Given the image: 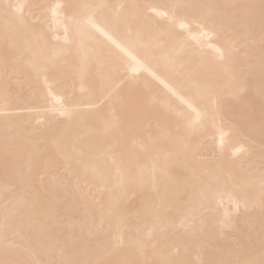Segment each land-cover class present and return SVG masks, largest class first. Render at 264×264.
I'll return each instance as SVG.
<instances>
[{
    "label": "bare ground",
    "instance_id": "bare-ground-1",
    "mask_svg": "<svg viewBox=\"0 0 264 264\" xmlns=\"http://www.w3.org/2000/svg\"><path fill=\"white\" fill-rule=\"evenodd\" d=\"M0 264H264V0H0Z\"/></svg>",
    "mask_w": 264,
    "mask_h": 264
}]
</instances>
